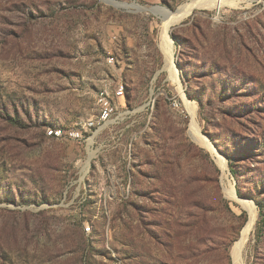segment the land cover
I'll return each mask as SVG.
<instances>
[{"label": "rangeland", "instance_id": "rangeland-1", "mask_svg": "<svg viewBox=\"0 0 264 264\" xmlns=\"http://www.w3.org/2000/svg\"><path fill=\"white\" fill-rule=\"evenodd\" d=\"M110 1L0 0V264H235L227 186L238 264H264V0L171 25L178 81L154 9L194 0Z\"/></svg>", "mask_w": 264, "mask_h": 264}, {"label": "bare ground", "instance_id": "bare-ground-1", "mask_svg": "<svg viewBox=\"0 0 264 264\" xmlns=\"http://www.w3.org/2000/svg\"><path fill=\"white\" fill-rule=\"evenodd\" d=\"M106 3L111 4L112 2L110 0H102ZM233 0H194L189 3H186L179 7L175 12L167 11L165 9H154V12L160 14L162 18V32H161V50L165 56L166 64L165 69L169 73L170 76L176 81L177 79V69L175 67V61H174V53H173V42L169 36V28L171 25L178 24L181 20H183L187 15H189L193 10L195 9H213L216 11H220V9L225 5V2H229ZM117 5V4H116ZM126 6V5H123ZM130 7V6H129ZM137 9H140L137 7ZM182 92V91H181ZM184 105L187 109L188 113L191 116L189 130L190 133L193 135V137L196 138V141L204 148L208 149L214 157L217 159V163L223 174L226 173V163L222 156H220L216 151L215 148L212 146L211 142L209 140L202 136L200 134V131L196 125L195 122V104L193 102L188 101L184 98ZM101 119L104 120L103 116V109L101 112ZM56 136H59L60 133H55ZM224 193L229 196L232 199H235L237 202H239L243 208H246L248 210V221L245 225V229L243 230L242 236L240 240L235 244L234 251H233V262L235 264H238L240 259V251L242 249V246L244 245L245 241L247 240L249 233L252 229L253 223H254V212L253 208L250 202L244 200V199H238L235 196L234 189L232 186L224 187ZM250 217V218H249ZM241 264V263H240Z\"/></svg>", "mask_w": 264, "mask_h": 264}, {"label": "built area", "instance_id": "built-area-1", "mask_svg": "<svg viewBox=\"0 0 264 264\" xmlns=\"http://www.w3.org/2000/svg\"><path fill=\"white\" fill-rule=\"evenodd\" d=\"M98 100H100L101 107L103 108L104 123L110 121L117 112L116 104L106 102V93L102 95H98ZM70 135L73 138H79L80 136L78 132H72L70 133Z\"/></svg>", "mask_w": 264, "mask_h": 264}, {"label": "trees", "instance_id": "trees-1", "mask_svg": "<svg viewBox=\"0 0 264 264\" xmlns=\"http://www.w3.org/2000/svg\"><path fill=\"white\" fill-rule=\"evenodd\" d=\"M228 162H229V168H230V172L233 175V177H237L238 176V172L235 169L236 164L234 163V161H232V158L230 156H227ZM237 195L241 196L242 194L240 193V191H237ZM254 200V199H253ZM255 203L259 209V220L257 222L256 225V236H259L260 231L264 228V213H263V209L261 204L255 200ZM243 216V223L245 222V213H242Z\"/></svg>", "mask_w": 264, "mask_h": 264}, {"label": "water", "instance_id": "water-1", "mask_svg": "<svg viewBox=\"0 0 264 264\" xmlns=\"http://www.w3.org/2000/svg\"><path fill=\"white\" fill-rule=\"evenodd\" d=\"M171 37L174 39V37L171 35ZM175 40V39H174ZM217 152V151H216Z\"/></svg>", "mask_w": 264, "mask_h": 264}]
</instances>
